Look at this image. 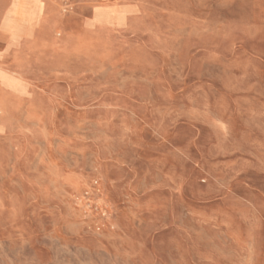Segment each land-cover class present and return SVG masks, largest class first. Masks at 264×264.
<instances>
[{
  "label": "rangeland",
  "instance_id": "rangeland-1",
  "mask_svg": "<svg viewBox=\"0 0 264 264\" xmlns=\"http://www.w3.org/2000/svg\"><path fill=\"white\" fill-rule=\"evenodd\" d=\"M0 264H264V0H0Z\"/></svg>",
  "mask_w": 264,
  "mask_h": 264
}]
</instances>
